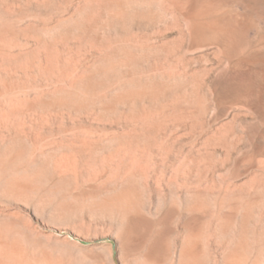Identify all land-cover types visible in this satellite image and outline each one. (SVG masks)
<instances>
[{"label":"rangeland","instance_id":"1","mask_svg":"<svg viewBox=\"0 0 264 264\" xmlns=\"http://www.w3.org/2000/svg\"><path fill=\"white\" fill-rule=\"evenodd\" d=\"M172 1L0 0V112L17 116L0 122V264H226L216 239L264 205L259 117L218 101L227 60L179 37Z\"/></svg>","mask_w":264,"mask_h":264},{"label":"bare ground","instance_id":"2","mask_svg":"<svg viewBox=\"0 0 264 264\" xmlns=\"http://www.w3.org/2000/svg\"><path fill=\"white\" fill-rule=\"evenodd\" d=\"M177 1H180V0H177ZM181 1L178 3H175L174 1H172L176 5L174 4L175 6L172 7L171 5L168 4L169 7H166V8H169L168 9L169 11H170V8H172L173 10H175V8H177L180 11V13L182 14V17L184 18V20L187 24V27H185V25H184L185 23L183 24L182 21L178 20V22H176L177 24L174 23L175 22L174 21L173 23L175 25H177L176 26L177 28L175 30H178L177 33L180 34L179 37H182L183 40L184 39L187 40V37H190V39H191L190 42L191 41L197 42V44L200 41H202V42L204 41V43L207 41L215 42V44H218L219 49L221 48V50H220L221 55H219L220 56L219 58L221 61L226 59L227 60V66H226V69L224 70L223 75L219 79V82L217 85V89H216L217 90V93H216L217 99L221 103H224L227 105H235V104L236 105L237 104L245 105V107L250 108L252 111H254L255 113L258 114L259 122L255 126L251 127V130H250L251 132L250 131H248V132L251 133V138L254 137V139H256V140H254V142L256 141L255 142L256 147H254V148H256V149H254L255 154L259 153V154L264 156V11L258 10L256 3H253V2L247 1V0H238V1L237 0H232V1H229V0H187L186 2L184 0H181ZM173 10H172V12H174ZM172 12H169V13L174 15L175 12L174 13H172ZM146 13H148V12H146ZM177 13L175 14L176 17L178 16ZM144 14H145V12H144ZM181 14H180V16H181ZM160 15H162V14H160ZM145 16H147V15H145ZM162 18H164V17H162ZM137 19H139V18H137ZM151 19H152L151 24L153 22H157V24H159V23L161 24L164 20V19L162 20L159 18H156V19L151 18ZM164 23H166V22H164ZM170 23H168V24L171 25ZM174 24H173V26H174ZM160 27L163 28V26H160ZM167 27H166V29H167ZM164 29L165 28H163L162 30L164 31ZM162 33H164V32H162ZM4 46H5V44H4ZM46 57L49 58L50 56L47 55ZM46 57H44V58H46ZM54 63H55V61H54ZM72 68H74V67H72ZM75 68H76V66H75ZM78 68H76L74 70L75 72L73 71L72 73L71 72L70 73L71 74L76 73L77 76H81V74L83 73L82 72L83 68L82 69H80V68L78 69ZM71 71H72V69H71ZM63 75H65V74H63ZM73 75H75V74H73ZM67 76H69V75L67 74L66 77ZM72 81H73V79H72ZM29 107H31V106H29ZM8 108L9 107H7L6 109H8ZM13 109H15V108L13 107ZM32 109H34V108H32ZM15 110H17V109H15ZM15 110H14V112H15ZM11 111H13V110H11ZM9 112L8 111L0 112V122L1 123L3 122V124H5L4 122H8L11 119L14 120L13 119L15 117L14 113H12V115H11V112L10 113ZM22 112H24V111H21L20 115H22ZM32 112H33V110H32ZM35 112H36V110H35ZM24 115H26V114H24ZM35 115H36V113H35ZM12 116H13V118H12ZM26 116H28V115H26ZM29 116H30V114H29ZM22 117H24V116H22ZM22 120H24V119L22 118ZM24 122H25V120H24ZM218 136H220V135H218ZM243 136L246 137L247 135H243ZM85 137L88 138V136H85ZM85 137H83V140H82V138H79V139H81L79 142L82 141V143H80V144H84V145L87 144V141L84 140ZM225 137H226V135H225ZM225 137L222 135V137L220 138L222 141L221 143L225 144L224 146L227 145L226 147H229L230 143L228 144V142L225 141ZM242 138H244V137H242ZM249 138H250V134H249ZM217 140H219V138ZM252 140L253 139H251V141ZM214 141H215V139H214ZM219 143L217 141L216 144L219 145ZM231 146H233V145L231 144ZM135 150H133L132 147L130 146V147H126V148L122 149L120 152H118L120 155L119 157H121V158L127 157L131 161L132 168H138L141 165V164L139 165V160H137V158L139 159L138 155L136 154V153H138V151L136 150L137 152H135ZM255 154H253L252 156H254ZM64 159H65V157H64ZM238 161L239 162H237V164H235L238 166V169L240 168L241 171L242 170L247 171V167H248L247 162L248 161L247 162L244 160H241V162H240V160H238ZM243 161L246 163H243ZM252 162H253V160H252ZM63 163H65V161ZM63 163L61 161V164H63ZM248 163H250V161ZM61 164L59 163V165H61ZM59 167H61V166H59ZM256 167L257 168L255 169V171H253V173L251 175L252 179L255 182H263L264 183V161L263 160L259 161V163L257 164ZM61 168H63V167H61ZM243 168L246 170H244ZM133 203H136V202H132V204ZM133 205L129 208H128V206H125L126 208H128L127 209L128 214H129V211L131 209H135L136 211H138L137 210V209H139L138 205L137 206H135V205L133 206ZM133 216H136V215H132V217ZM240 222L241 223L238 224L237 226H235L234 228L226 229L222 233V235L218 236V238L216 239L219 247L221 248V250L224 251V257L226 260V264H236V263H240V264L241 263L242 264H261V262L263 261V258H264V205H262L258 209V214H256L255 216L248 214V211H247V214H245L243 216V218H242V220H240ZM223 229H222V231H223ZM159 246L160 245L158 244V241L156 239V241L150 246V251H153V252L157 251L159 249L158 248ZM196 250H197L196 245L191 246V248L189 249V251H191V252H195ZM229 262H231V263H229Z\"/></svg>","mask_w":264,"mask_h":264}]
</instances>
